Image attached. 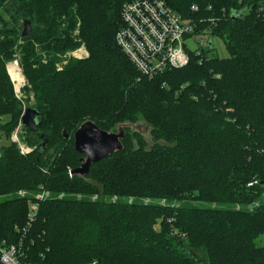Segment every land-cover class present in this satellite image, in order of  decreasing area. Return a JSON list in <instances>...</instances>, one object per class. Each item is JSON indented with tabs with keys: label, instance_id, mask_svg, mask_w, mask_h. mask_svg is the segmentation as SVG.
I'll use <instances>...</instances> for the list:
<instances>
[{
	"label": "trees",
	"instance_id": "obj_1",
	"mask_svg": "<svg viewBox=\"0 0 264 264\" xmlns=\"http://www.w3.org/2000/svg\"><path fill=\"white\" fill-rule=\"evenodd\" d=\"M130 1L0 0V114L22 111L4 66L16 48L42 122L28 129L34 152H0V195H14L0 203V246L20 244L30 264H264V0H163L197 35L221 38L228 57L208 47L154 79L116 44ZM82 43L89 55L57 70ZM87 120L108 132L140 121L150 129L126 130L123 151L69 177L82 165L74 133ZM39 189L66 196L38 202L30 221L16 193ZM113 195L134 200L104 202Z\"/></svg>",
	"mask_w": 264,
	"mask_h": 264
},
{
	"label": "built area",
	"instance_id": "obj_2",
	"mask_svg": "<svg viewBox=\"0 0 264 264\" xmlns=\"http://www.w3.org/2000/svg\"><path fill=\"white\" fill-rule=\"evenodd\" d=\"M262 14L264 16V3L262 4ZM123 25L116 35V44L121 48L126 57L133 63L141 76L154 79L157 75L171 69H183L190 63V55L199 56L203 50L208 49L209 34L197 35L196 26L183 20L170 6L163 0H133L125 3L121 12ZM208 37L207 42L199 41L197 38ZM194 41L196 48L191 47L190 42ZM70 56L82 59L88 56L87 49L83 46L73 51ZM17 65V72L20 79L13 77L9 70L11 80H13L16 93L22 89L23 79L21 76L22 67L15 61L10 65ZM71 170L69 176H71ZM259 185V180L254 179L247 183V188H255ZM18 195L24 196L23 191H18ZM51 194L48 190L41 192L29 204V219L34 218L37 212L38 202L49 199ZM118 196L112 202L117 203ZM134 198L128 199L131 204ZM161 205L166 204L161 200ZM145 205L152 204L151 199L142 201ZM165 202V203H164ZM258 202L249 207L250 210L257 207ZM22 246L5 245L0 246V264H30L22 259Z\"/></svg>",
	"mask_w": 264,
	"mask_h": 264
},
{
	"label": "rangeland",
	"instance_id": "obj_3",
	"mask_svg": "<svg viewBox=\"0 0 264 264\" xmlns=\"http://www.w3.org/2000/svg\"><path fill=\"white\" fill-rule=\"evenodd\" d=\"M22 30H23V28H22ZM205 33L208 34L209 32L207 30L202 32V34H205ZM199 41H202L205 43L208 41V37L204 38V37L199 36V38H197V42H199ZM212 44H213V50L209 52V56H214L216 54L220 58H227L228 57V53L226 51L225 44H223V41L221 40V38L214 37L212 40ZM190 45L193 48H196L198 46V45H196V43L194 41H191ZM83 46L85 47L84 43L80 44V46L75 48L74 50H70L63 57L60 56V60L58 61V63H56L57 64L56 65L57 70H62L63 66H67L69 64L70 60H83L84 58H86L87 56H85L82 59H77V58L69 55L73 51H75V50H77ZM87 51H88V49H87ZM88 55H89V51H88ZM15 61L22 67L21 68L22 69L21 76L23 79V84H22V89H21L20 93H16L13 80H11V77L9 75V64H11L12 62H15ZM4 66H5V72H6L7 79L9 80V82L11 84L12 92H13L15 98L17 99V101L19 102L20 108L22 109V111L17 115V117L14 116V118L10 117V115L0 114V152L2 151L3 148L9 147L12 145V146H15V148L22 155L26 156V155H29V153L34 152L37 148V145H38L36 143L30 142V140H29L30 137L28 135V129L25 128L23 126V124L21 123V118H22L24 112L28 109V107L32 108V105L35 101L34 100V94L31 92V85L29 83V80L26 79V77H25L23 66L21 65V55H20V51L18 49L15 48V54L13 55L12 59L6 61ZM8 122L11 124V126L15 125V128L10 133H4L2 129L6 128L5 125L8 124ZM137 123H132V124H135V126H133L131 128H134V129L138 128L140 131L144 132L146 124L142 121L139 122L142 126L140 124L136 125ZM128 130H131V129L129 128ZM69 171H70V169H68V175H69ZM43 191H45V190L39 189L35 193L31 192V191L30 192L23 191L24 196L18 195L17 194L18 192L16 193V195H18L22 199L28 200L27 206L29 209V204L31 202H33L35 197L38 196ZM50 194H51V197L49 198L50 200L51 199H58L59 200V199L64 198L66 196L64 193L53 194L52 192H50ZM117 196H119V195H117ZM11 197H14L13 193L0 195V203H1V201L8 199V198H11ZM70 197L73 199L82 200V201L98 202L100 196H99V194H94V193H88V194L74 193ZM114 197H116V196L115 195L105 196L104 202L113 203L112 200ZM135 197H136L135 199L138 201V203H142L143 199H145L144 197H137V196H135ZM128 198L129 197L119 196V200H122L124 202H128ZM151 202H152V204L160 205V206H161V203H163V201L161 202V200H158L155 198H151ZM163 206H165V204ZM29 212H30V209H29ZM259 244L260 245L264 244V237L260 240Z\"/></svg>",
	"mask_w": 264,
	"mask_h": 264
},
{
	"label": "water",
	"instance_id": "obj_4",
	"mask_svg": "<svg viewBox=\"0 0 264 264\" xmlns=\"http://www.w3.org/2000/svg\"><path fill=\"white\" fill-rule=\"evenodd\" d=\"M248 10V7H244L241 11H231V19H238L243 16V14ZM32 32V23L29 20H25L21 36L24 38ZM209 48L213 49L212 40H209ZM40 113L31 107L24 112L21 123L30 132L38 133L42 127V122L39 121ZM145 123V122H144ZM138 122L136 125H139ZM146 124V123H145ZM141 125V124H140ZM135 126L132 123L118 124L113 131L100 130L98 126L87 120L82 124L78 130L74 133V149L83 155L81 159V166L74 169L71 172V176H78L84 178L88 175L91 166L95 163L100 162L102 159L110 157L116 152H121L124 150L122 145V140L126 136V131L129 128L132 132L138 131L139 133H146L149 131L150 126L145 125L144 132L140 131L138 128H131ZM142 126V125H141ZM41 139L44 138V133L40 134ZM68 137V136H66ZM46 142V141H45ZM41 144V148L44 147V143Z\"/></svg>",
	"mask_w": 264,
	"mask_h": 264
},
{
	"label": "bare ground",
	"instance_id": "obj_5",
	"mask_svg": "<svg viewBox=\"0 0 264 264\" xmlns=\"http://www.w3.org/2000/svg\"><path fill=\"white\" fill-rule=\"evenodd\" d=\"M9 70H10V72L14 78H16L17 80H21L19 73L17 72V65H15V64L10 65L9 64Z\"/></svg>",
	"mask_w": 264,
	"mask_h": 264
}]
</instances>
